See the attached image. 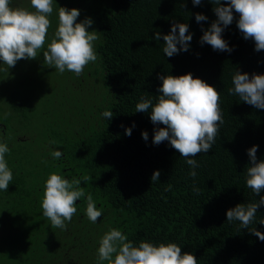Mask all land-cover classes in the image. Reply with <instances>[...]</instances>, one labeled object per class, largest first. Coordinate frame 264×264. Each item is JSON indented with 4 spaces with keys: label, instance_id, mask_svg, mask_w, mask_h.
Instances as JSON below:
<instances>
[{
    "label": "trees",
    "instance_id": "1",
    "mask_svg": "<svg viewBox=\"0 0 264 264\" xmlns=\"http://www.w3.org/2000/svg\"><path fill=\"white\" fill-rule=\"evenodd\" d=\"M10 6L32 9L30 0H11ZM59 7L79 9L77 22L93 20L89 30L99 31L98 60L77 77L49 68L41 50L31 68L46 79V90L30 94L22 85L21 95L4 93L0 98L12 115L0 111L2 143L10 149L5 158L13 172L7 192L0 191V264H98V241L110 228L121 230L137 246L142 240L176 243L198 264H264V241L240 229L238 221H226L228 209L259 200L246 186V168L247 150L253 145L259 146L258 161L264 160V110L227 90L233 87L235 71L250 77L264 74V50L255 51L254 41L243 38L236 20L222 33L232 52L201 45L203 30L217 18L207 0L199 6L186 0L183 7L181 0H54L48 42L58 24ZM196 13L207 20L197 23ZM173 22L188 24L192 40L187 52L169 58L163 53V35ZM157 31L162 33L159 41L153 39ZM187 73L220 92L224 120L212 149L193 157L200 165L195 180L167 141L152 143L154 128L163 125H153L151 109L135 112L141 97L155 104L162 84L158 75ZM105 110L114 113L111 120L101 115ZM34 113L40 122L36 140L29 141L21 132H29ZM127 128L131 136L125 134ZM8 133H19L15 139L21 147L13 148ZM53 140L57 143H50ZM54 150L63 152L59 160L53 159ZM156 170L159 181L151 183ZM53 172L69 180L84 174L93 178L81 187L102 209L96 223L87 218L82 198L66 230L51 227L40 201ZM193 187L200 189L199 195ZM261 219L264 206L250 225L264 233Z\"/></svg>",
    "mask_w": 264,
    "mask_h": 264
},
{
    "label": "clouds",
    "instance_id": "2",
    "mask_svg": "<svg viewBox=\"0 0 264 264\" xmlns=\"http://www.w3.org/2000/svg\"><path fill=\"white\" fill-rule=\"evenodd\" d=\"M182 7L186 0H181ZM194 6H199L202 0H191ZM214 5L213 12L217 17L210 27L203 30L201 45L207 43L214 51L232 52L227 41L222 37L224 30L236 20V26L245 40L255 43V51L264 50V0H207ZM11 0H0V62L7 70L15 67L20 60H35L43 50V63L54 68L60 74L65 71L81 76L89 63H95L98 55L95 42L99 40V31L89 30L93 25L91 18L77 22L80 10L59 7L58 24L53 38L48 42V30L51 27L49 17L53 13V0H30L34 11L10 6ZM238 15V19L234 16ZM197 23L206 21L202 13L195 14ZM188 24L173 22L168 34L163 35V53L171 58L181 51L187 52L192 40ZM178 30V31H177ZM162 33L157 31L153 39L159 41ZM47 47L45 49V44ZM179 45V47H178ZM162 81L158 88L155 104L150 99L141 97L135 106V112L146 113L151 109L150 120L153 125H163L154 128L152 143L159 145L167 141L189 166L188 175L195 180L200 167L196 157L200 153H208L216 143L220 128L224 124L220 107V92L200 78H194L191 73L180 76L158 75ZM233 87L228 94L238 96L240 101L264 110V74L235 71L232 76ZM111 120L114 113L105 110L101 114ZM132 127H135L133 123ZM132 129H125V134L131 136ZM142 138L147 141L148 133L142 132ZM50 143L56 144L55 140ZM258 145L247 150L249 166L246 168V186L251 189L259 200L247 204H237L226 212L227 222H239L240 229L248 231L264 241V233L255 227H250L256 218L258 209L264 206V160L257 159ZM10 152L8 144L0 143V191L7 192L13 180V172L8 166L6 154ZM53 159L59 160L63 152H51ZM160 171L153 172L151 183L159 181ZM92 177L84 174L71 180L55 172L50 173L44 183L43 195L40 201L42 215L50 221L54 229L66 230L68 223L77 213V201L86 198L85 214L91 223H96L102 216V209L96 203L90 192H86L83 184L92 181ZM171 190V185L166 191ZM196 194L200 189L193 187ZM264 225V219L259 221ZM98 264H198L197 258L182 252L176 243L154 244L140 241L138 246L128 239L121 230L110 228L98 241Z\"/></svg>",
    "mask_w": 264,
    "mask_h": 264
},
{
    "label": "rangeland",
    "instance_id": "3",
    "mask_svg": "<svg viewBox=\"0 0 264 264\" xmlns=\"http://www.w3.org/2000/svg\"><path fill=\"white\" fill-rule=\"evenodd\" d=\"M54 3V0H53ZM26 6L28 4H25ZM25 6V7H26ZM31 11H34V9L32 8ZM49 19L51 20V27L53 20L51 17H49ZM50 33V31L48 30V34ZM40 60V56L38 53V57L35 60H23L22 59V63L17 62V64L15 65V67L10 68L9 70H7V66L6 65H1L0 66V72L3 73V76H0V98L4 93H17L19 95L22 94L21 92V86L22 85H26L27 87H29L31 89V93L30 94H38L41 93V91L43 90V92L46 90V86H45V78L43 77L42 79L39 78V74H37L36 72H32L33 69L31 68L32 64L35 62H38ZM24 69H26L25 71V75H23V71ZM28 69H30L31 71H28ZM41 79V80H40ZM0 111H2L6 116H12L11 114H8L9 112H6L4 110L3 104L0 105ZM33 126L31 127V129L29 130V132H27V134L25 135L24 132H21L23 134V136H26V138H29V141L35 138V135L37 133L38 130V124L40 122L38 115L36 113L33 114ZM22 131V130H21ZM20 132V131H19ZM19 135V133H11L7 134L8 136V141L11 142L13 148H18L21 147L19 146V144L16 141V137ZM6 136V137H7ZM35 137V138H34ZM0 143H2V137H1V133H0ZM29 143V148L31 149V142ZM23 148V147H22Z\"/></svg>",
    "mask_w": 264,
    "mask_h": 264
}]
</instances>
